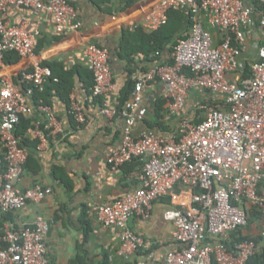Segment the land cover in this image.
I'll use <instances>...</instances> for the list:
<instances>
[{
    "label": "built area",
    "instance_id": "obj_1",
    "mask_svg": "<svg viewBox=\"0 0 264 264\" xmlns=\"http://www.w3.org/2000/svg\"><path fill=\"white\" fill-rule=\"evenodd\" d=\"M10 5L50 15L58 33L76 31L81 25L68 0H0V143L5 155L4 164L0 162V209L5 212L25 211L29 203L52 191L40 183L20 185L28 151L16 124L32 111L33 91L42 90L52 71L36 58L22 65L18 81L5 71V53L34 57L38 36L27 22H10ZM182 7L191 20L186 37L167 60L135 77L120 107L108 99L115 89L108 48L96 43L85 46V66L92 75L89 95L100 98L97 112L123 119L120 141L106 162L113 170L134 159L141 162L132 187L109 203L92 204L91 211L99 223L121 230L117 252L128 264H246L257 250L264 251V41L261 58L248 62L246 75L239 55L254 25L264 36V0H257L256 6L242 0H150L139 25L154 32L167 22L169 10ZM147 83L162 85L161 97L174 116L181 114L191 88H206L219 98L201 106L199 121L181 118L175 131L154 127L135 131V124L144 119L139 105ZM35 106L45 112L47 121L29 127L25 136L43 143L61 131V125L48 105ZM68 111L77 125L87 123L74 90L69 93ZM176 184L191 189L190 198L185 207L164 211L174 224L171 236L176 245L156 260L148 250L150 241L127 223L133 215L149 218L153 202ZM253 209L260 214L258 239L227 246L224 239L247 226ZM48 228L49 221L41 215L23 220L19 227L5 224L0 264H46ZM139 249L146 251L132 259Z\"/></svg>",
    "mask_w": 264,
    "mask_h": 264
},
{
    "label": "crops",
    "instance_id": "obj_2",
    "mask_svg": "<svg viewBox=\"0 0 264 264\" xmlns=\"http://www.w3.org/2000/svg\"><path fill=\"white\" fill-rule=\"evenodd\" d=\"M68 1L74 6L81 22L79 29L68 33L56 32L52 17L44 12L34 14L27 7L15 5L7 8L10 22L17 24L25 21L38 30V36L34 57H17L12 62H6L5 71L18 81L22 65H29L35 58L42 65L60 63L68 70L77 67L80 72L75 73L71 90L82 104L88 121L84 125L76 124L68 111L69 94L56 85V77L44 86L45 92L38 96L37 103L32 96L33 109L25 115L30 119V127L46 123L45 112L35 106L43 103L50 107L61 125V131L46 137L43 143L26 136L29 139L25 145L29 158L20 185L27 187L40 183L51 186L52 191L40 201L29 203L25 211L5 212L0 209V244L5 224L19 227L23 220L41 215L49 221L45 239L46 264H128L129 261L117 252L121 230L99 223L91 205L109 203L122 196L135 184L141 162L134 159L116 170L108 166L106 158L120 141L123 119L119 115L108 118L97 112V98L92 99L86 88L88 77L85 74L89 70L85 66L84 49L88 43L108 48L115 85L108 99L117 104L122 88L130 81L134 82L140 72L154 63L167 60L170 51L165 48L161 52H147L148 42L142 38V33L147 32L139 23L150 0ZM242 1L257 5V0ZM261 32L257 25L253 26V34L246 37L244 50L239 55L245 75L248 62L261 58L264 41ZM161 91L160 83L145 84L143 100L139 105L144 119L135 124V131L143 127H154L162 132L175 131L181 118H202L201 106L219 98L206 88L194 87L188 91L179 116L169 114L166 101H163L158 115L155 103L162 98ZM3 160L5 155L0 143V162ZM190 193L191 189L176 184L168 194L153 202L149 218L141 219L135 215L129 218L128 227L150 241L148 250L153 252L154 259L161 260L164 252L176 245L171 236L174 224L164 217V211L185 207ZM257 222L260 226V219ZM242 232L257 235L258 229L243 228ZM145 251L139 249L132 259L140 257Z\"/></svg>",
    "mask_w": 264,
    "mask_h": 264
},
{
    "label": "trees",
    "instance_id": "obj_3",
    "mask_svg": "<svg viewBox=\"0 0 264 264\" xmlns=\"http://www.w3.org/2000/svg\"><path fill=\"white\" fill-rule=\"evenodd\" d=\"M191 20L189 17L188 12L183 11L182 8L179 9H171L168 11V19L167 22L162 25L159 29H157L154 32L151 33H142V38H146L145 40L147 43V52L148 51H156L161 52L165 48H167L169 51L173 49V47L178 43V41L184 37H186L188 33V29L190 26ZM15 54L16 56H13ZM18 55L13 52L9 51L6 52L4 55L5 62H12L13 60L17 59ZM42 64V63H41ZM51 68L52 71V77L48 79V81L53 80V76L56 77L57 83L56 85L58 87H62L68 94L70 93L72 87L74 86V75L76 72H80L78 68L74 69H64L62 64H49L48 65ZM246 72L248 71V67L245 66ZM185 71H189L186 70ZM248 73V72H247ZM86 77H88V82L86 83L87 91L90 93V86L92 84V75L91 72L88 71L87 74H85ZM47 81V82H48ZM45 82L44 86L47 84ZM133 85V82L130 81V84L123 87L120 91V97H119V104H117L118 107L122 105V103L127 99V96L130 92L131 86ZM44 87L42 90L34 89L33 91V100L35 103L38 99V96L41 94H44ZM163 98H159L155 103V113L159 114V110L163 108ZM40 102V101H39ZM69 102V98H68ZM97 102L100 103V98L97 97ZM97 103V104H98ZM201 118H194L192 120L199 121ZM30 119L25 116H20V119L18 123L16 124V133L19 135H22L23 138L21 139V144L26 145L29 142V139L25 136V130H27L30 127ZM151 125V124H149ZM36 142V141H35ZM28 158L26 159V162L24 164V168L26 167L28 163ZM3 160V164H4ZM260 219V214L258 211L253 209L250 211V215L248 217V224L255 221L257 222ZM247 224V225H248ZM246 238H253L254 240L258 239L257 235L253 234H247L242 232V230L238 229L230 234L229 238L224 239V243L227 246H233L236 242H239ZM4 243L1 242L0 247H3ZM215 264V263H214ZM246 264H264V251L257 250L250 258L247 260Z\"/></svg>",
    "mask_w": 264,
    "mask_h": 264
},
{
    "label": "rangeland",
    "instance_id": "obj_4",
    "mask_svg": "<svg viewBox=\"0 0 264 264\" xmlns=\"http://www.w3.org/2000/svg\"><path fill=\"white\" fill-rule=\"evenodd\" d=\"M259 228V223L258 222H251L249 223L246 227H244V230H248V229H254L257 230ZM243 230V229H242ZM245 232V231H244Z\"/></svg>",
    "mask_w": 264,
    "mask_h": 264
}]
</instances>
